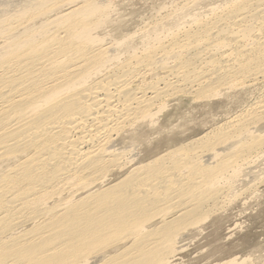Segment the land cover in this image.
<instances>
[{"label":"bare ground","instance_id":"6f19581e","mask_svg":"<svg viewBox=\"0 0 264 264\" xmlns=\"http://www.w3.org/2000/svg\"><path fill=\"white\" fill-rule=\"evenodd\" d=\"M15 1L0 0V264H172L184 230L264 157V91L146 161L140 130L169 98L264 84V0H224L188 27L178 16L125 60L132 39L97 32L107 0Z\"/></svg>","mask_w":264,"mask_h":264},{"label":"rangeland","instance_id":"374dc122","mask_svg":"<svg viewBox=\"0 0 264 264\" xmlns=\"http://www.w3.org/2000/svg\"><path fill=\"white\" fill-rule=\"evenodd\" d=\"M20 1L22 0L19 1L16 0L15 5L17 6L20 3ZM107 1L112 11V12L110 11L111 13L110 24L113 26H110V24H108L102 29V31L101 29H99L97 30V32L100 33L104 32L105 34L103 33L102 35L105 38L107 37V39L108 37L113 38V36L115 38L117 37V39L119 40L128 39L129 42L131 41L129 39H132L130 43L131 46L135 49L132 50L133 53L129 51L130 53L127 52L126 53L127 55L124 54V58H122L121 60H125L130 54H134V51L135 54H137L138 52L142 51L141 49H144L143 47L145 45H147L148 43L151 44L153 42L151 40H150L151 42L149 41L147 44L144 41L147 40V37L149 35H150L149 37H152L153 36L152 34L154 32H157L158 36L160 35L159 38H162L163 36L165 39L162 38L161 40H163L162 42H166L167 37H165L166 36L165 33H171L172 32L171 30H173L172 28L178 27L176 22H178L179 19L182 18L178 16H183L184 14L182 18L183 21L180 20L178 22V24L181 22L180 28L182 27L183 22L186 23L185 21H187V23L184 25L188 27L190 24L189 22L192 21V20L189 21V19L192 18V15L196 17L199 16V18H203L202 15L205 16L208 15L209 14L208 12L211 10V7H214V5H217V3L218 4L222 3V1L224 0H218V1L212 0L213 2L211 0H207L208 3L211 2L207 6L205 5L207 3L205 2L206 0L205 1L195 0L196 2L195 1L192 2L191 0L188 1L185 0L187 2V3L184 2L185 4L183 3L184 0L183 1L182 0H107ZM200 1L201 3L203 2L205 3L203 5L208 9L207 12L206 9H204L203 5L199 3ZM179 3L181 5L184 4L183 5L184 8L181 7ZM173 5L177 6L176 8L178 9H176L175 6ZM12 6L13 7L11 8L14 9L18 7V6L15 7L14 4ZM188 9L189 10L192 9L191 10L192 12L189 11ZM201 10L203 12L205 10V13L201 12ZM169 12H172L170 13L171 15L169 14ZM165 13L168 16L167 19L165 17L166 16ZM185 15L189 17V19ZM160 17L161 19L163 17V19H165L166 21H163V19L159 20ZM176 17L179 19L175 21V19H177ZM185 17L186 20L184 21ZM112 21L115 23V25ZM154 22H156L157 24ZM152 23L156 25L151 26ZM161 24H163V26H161ZM167 24L168 27L166 30ZM184 25L183 28H187ZM183 28L181 30H183ZM175 29L178 30V28ZM175 29L173 30L174 32L177 31V30L175 31ZM147 31L152 33L151 34L149 32L147 33ZM142 33L144 34L143 36ZM130 36L133 37L131 38ZM141 37L142 40H140ZM112 38H109V40H112ZM141 44L142 46L139 47ZM135 46L139 47L140 49L136 48ZM160 75L161 74L159 73V76ZM261 84L258 83L257 85L259 86L256 85L258 89L255 88L254 91L252 88L250 91H249L250 88H244L245 91L244 89H240V88L237 89L236 92L227 91L226 93L228 94L223 93V96L226 99L223 96L222 97L217 96L212 99L210 98L209 100H205L202 98L200 99L196 98L195 96L183 95V94L175 96V98L174 97L169 98L168 99L169 101H167L165 104L166 108L164 107L165 109L163 108V110H161V112L157 114L156 119L158 122L155 123L156 125L154 124L150 126V128L144 127L140 130V134L143 135V137L140 138L141 140L140 146L135 150L137 156L139 158L143 157L144 158L143 161H146L149 158L153 157L154 155L156 156L164 153L165 151L168 150L169 147H170L169 149L175 148L180 144L198 138L199 136H201L211 128L215 127L218 124H221L228 118L239 113V111L241 112L245 107H247V105L252 103L256 99V97L260 94V92L264 91V84L262 85L263 87L260 86ZM238 90L240 92H238ZM229 94L231 96H229ZM225 95L228 97H226ZM234 95L235 96L238 95V96L234 99L235 97ZM251 96L253 97L251 98ZM249 98L254 100H250ZM237 100L239 102H237ZM244 101L247 105H244L245 104ZM228 112L230 114H228ZM226 115H228V117ZM224 117L227 118L225 119ZM126 137L127 135L124 136L125 138L124 140L127 139ZM263 159L264 157L260 160L258 159L259 162L257 161L253 164V166L251 167V173L249 174H246L245 172L246 169L242 168L243 170L241 169L239 171L241 173H238V176L235 177L236 179L234 178L235 181L234 179L232 181L234 185L233 184H230L231 186L228 185L230 186L229 188L230 191L228 189L224 199L222 200L221 203H219L220 205L218 204L216 208L214 207L215 209H212V212H210L211 214L207 216V219L205 218V221L203 220L200 223L194 226H189L186 230H184L182 234L183 237L180 238L179 243H177L176 245L177 247L174 248V252H173L174 254L172 256L173 257L172 264H219L232 259L235 260L236 262L238 261L237 263L246 260L247 262L245 261V263L247 264H264V163H263L264 160ZM115 174L117 173H114V175ZM118 177L119 176L117 177L109 176L108 179L110 180H107V182H105L106 184L104 183L103 185L107 186V184L108 185L112 184L113 182L116 181ZM102 262L103 261L96 262L95 264H102Z\"/></svg>","mask_w":264,"mask_h":264}]
</instances>
